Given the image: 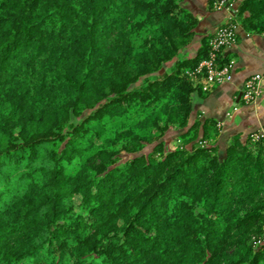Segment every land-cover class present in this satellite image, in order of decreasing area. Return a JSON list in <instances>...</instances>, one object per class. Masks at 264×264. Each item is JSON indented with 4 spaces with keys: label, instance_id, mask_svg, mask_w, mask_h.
Wrapping results in <instances>:
<instances>
[{
    "label": "trees",
    "instance_id": "trees-1",
    "mask_svg": "<svg viewBox=\"0 0 264 264\" xmlns=\"http://www.w3.org/2000/svg\"><path fill=\"white\" fill-rule=\"evenodd\" d=\"M182 1L0 0V264H264V144L190 123L213 33Z\"/></svg>",
    "mask_w": 264,
    "mask_h": 264
},
{
    "label": "crops",
    "instance_id": "crops-1",
    "mask_svg": "<svg viewBox=\"0 0 264 264\" xmlns=\"http://www.w3.org/2000/svg\"><path fill=\"white\" fill-rule=\"evenodd\" d=\"M241 1L231 0L224 8H216L214 2L212 9H208L207 0H183L181 3L182 7L197 14L202 33H214L230 19L235 24L237 43L224 52L233 61L231 81L213 87L204 99L196 101L190 118V123L210 118L221 125L217 139L221 150L230 137L240 135L243 139L264 125V34H248L236 22ZM256 74L263 77L262 94L256 101L246 103L242 97L243 84Z\"/></svg>",
    "mask_w": 264,
    "mask_h": 264
},
{
    "label": "built area",
    "instance_id": "built-area-1",
    "mask_svg": "<svg viewBox=\"0 0 264 264\" xmlns=\"http://www.w3.org/2000/svg\"><path fill=\"white\" fill-rule=\"evenodd\" d=\"M231 0H215L216 8H224L230 4ZM237 43V35L235 32V24L233 20H229L220 26L212 34L209 42L210 51L206 59L200 62L195 70V74H203L201 90L204 93L220 84L231 81V70L233 61L229 60L226 64L219 65L218 56L226 50L232 48ZM263 77L259 74L249 77L243 84L242 97L246 103L256 101L262 94ZM251 143L264 144V125L249 134ZM262 238L255 242V246L264 244V226L262 228Z\"/></svg>",
    "mask_w": 264,
    "mask_h": 264
},
{
    "label": "rangeland",
    "instance_id": "rangeland-1",
    "mask_svg": "<svg viewBox=\"0 0 264 264\" xmlns=\"http://www.w3.org/2000/svg\"><path fill=\"white\" fill-rule=\"evenodd\" d=\"M220 126L221 125L217 123V127L219 128ZM174 137H175V135H168L167 137H165L167 141L168 140L170 141L169 144L172 146V148H174L178 144V142L175 141V138Z\"/></svg>",
    "mask_w": 264,
    "mask_h": 264
}]
</instances>
